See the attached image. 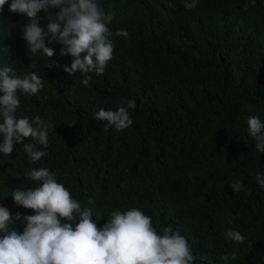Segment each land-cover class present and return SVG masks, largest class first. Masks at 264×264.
<instances>
[{
	"label": "trees",
	"instance_id": "trees-1",
	"mask_svg": "<svg viewBox=\"0 0 264 264\" xmlns=\"http://www.w3.org/2000/svg\"><path fill=\"white\" fill-rule=\"evenodd\" d=\"M184 2L100 0L113 14L115 49L103 74L89 73L88 86L81 73L64 71L72 57L60 54L61 45H48L51 57L28 52L26 17L4 6L0 67L21 77L35 71L44 82L35 95L18 93V115H38L55 127L42 149L47 155L35 164L21 143L11 156L0 153V204L13 215L32 214L10 193L36 186L24 177L28 169L47 168L98 226L113 210L137 207L158 232L171 226L185 235L195 264H264V188L256 182L264 153L247 131L248 117L264 122V0L254 7L250 0H197L190 10ZM118 29L129 36H115ZM129 100L136 107L128 128L106 131L94 118L98 109ZM236 180L244 190L232 192ZM229 229L246 241L227 239Z\"/></svg>",
	"mask_w": 264,
	"mask_h": 264
},
{
	"label": "clouds",
	"instance_id": "clouds-1",
	"mask_svg": "<svg viewBox=\"0 0 264 264\" xmlns=\"http://www.w3.org/2000/svg\"><path fill=\"white\" fill-rule=\"evenodd\" d=\"M196 3L197 0H185L183 6L190 10ZM250 3L255 6V0ZM6 4L10 12L26 17L21 31L28 52L42 51L45 57H51L54 50L48 45H61L60 54L72 57L64 71L69 76L81 73L85 86L92 78L89 73H104L115 45L108 27L113 14L104 11L100 0H0V13ZM114 35L127 38L129 33L118 29ZM2 46L11 56V49ZM42 88L43 79L35 71L21 77L11 66L0 67V153L5 156H11L17 143L23 144L31 164L47 155L42 149H47L48 132L55 125L38 115L31 119L18 115V93L35 95ZM135 107L136 102L129 100L127 105L121 104L115 110L101 108L93 115L106 122V131H122L133 124L129 109ZM247 131L255 141L256 151L264 153V122L256 115L248 117ZM26 139L34 142L24 143ZM24 177L36 186L12 188L10 195L14 204L31 209L32 214L13 215L0 204V264H195L197 256L191 241L171 226L158 232L152 218L141 209L113 210L98 226L99 219L93 218L91 209L82 207L49 169L34 167ZM256 182L264 188V174L258 173ZM229 186L232 192L244 190L239 180ZM87 203L95 201L89 197ZM16 221L23 225L22 231L14 227ZM225 236L236 244L246 241L235 229L227 230ZM248 244L251 248L252 242ZM231 258L235 259V253Z\"/></svg>",
	"mask_w": 264,
	"mask_h": 264
}]
</instances>
